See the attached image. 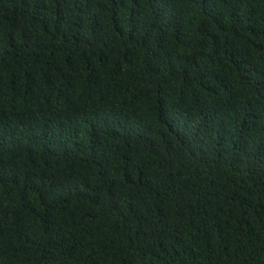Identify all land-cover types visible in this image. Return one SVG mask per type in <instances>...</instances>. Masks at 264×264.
Instances as JSON below:
<instances>
[{
  "label": "trees",
  "instance_id": "obj_1",
  "mask_svg": "<svg viewBox=\"0 0 264 264\" xmlns=\"http://www.w3.org/2000/svg\"><path fill=\"white\" fill-rule=\"evenodd\" d=\"M0 264H264V0H0Z\"/></svg>",
  "mask_w": 264,
  "mask_h": 264
}]
</instances>
